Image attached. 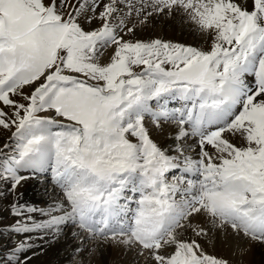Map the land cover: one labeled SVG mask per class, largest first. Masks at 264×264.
<instances>
[{
  "label": "snow or ice",
  "instance_id": "obj_1",
  "mask_svg": "<svg viewBox=\"0 0 264 264\" xmlns=\"http://www.w3.org/2000/svg\"><path fill=\"white\" fill-rule=\"evenodd\" d=\"M156 2L157 12L167 8L171 15L175 0ZM211 2L202 0L204 11H193L203 16ZM215 3L231 31L217 25L210 49L201 52L116 36L101 0H76L67 13L66 0H0V185L11 197L6 214L16 217L0 225V264H33L37 248L44 251L25 233L50 244L69 230L79 240L73 257L85 264L92 253L85 240L103 235L127 211V203H118L122 190L136 176L144 185L161 162L196 177L187 190L198 185L201 195L215 196L233 230L264 245V185L249 178L252 161L245 156L264 159V139L245 118L264 109V0ZM98 45L113 49L107 63L93 62ZM145 117L155 130L178 119L168 139L179 155L156 143ZM226 133L242 136L243 146ZM192 136L195 159L179 144ZM30 179L55 190L43 209L20 203V187Z\"/></svg>",
  "mask_w": 264,
  "mask_h": 264
},
{
  "label": "bare ground",
  "instance_id": "obj_2",
  "mask_svg": "<svg viewBox=\"0 0 264 264\" xmlns=\"http://www.w3.org/2000/svg\"><path fill=\"white\" fill-rule=\"evenodd\" d=\"M201 2L202 0H175L171 6V15H169L167 8L157 12L160 4L156 0H101L102 5H108L104 9L107 26L114 31L116 36H120L124 40H170L192 45L201 52H207L213 43V35L218 33L217 25H220L219 32L226 29L230 32L231 29L223 20L224 9L216 4L215 0L208 4L211 11L203 16H197L193 9L203 12L204 10L200 7ZM75 3L76 0H66L65 13ZM86 14L96 15L91 12ZM194 16L195 20L192 19ZM84 19L85 15L81 14V22ZM100 23L101 21H96L93 26H98ZM85 27H88L87 24ZM129 27L133 31L126 34ZM216 43L222 44L223 40L218 39ZM112 50L109 47L103 52L107 55L111 54ZM100 60L98 58L94 61L101 62ZM261 71L264 73V69ZM245 118L253 120L255 134L264 139V109L254 110ZM144 123L156 143L169 149V156L179 155V153L171 151V147L176 141L168 139V133L179 127L177 119L166 124L162 122L160 130L152 128V122L148 117H145ZM0 135L3 133L0 132ZM219 136L220 133L217 132L210 139H218ZM195 138L192 136L179 141L180 146L184 148L185 156H191L193 159L199 154L198 148L193 150L190 147ZM224 138L234 139L238 145L243 146L240 135L231 137L226 133ZM129 139L134 138L129 137ZM221 146H223L222 141ZM208 151L216 154L215 149L211 147L208 148ZM219 154L223 155L224 153ZM245 156L252 161V169L256 171L261 169L264 173V159H261L259 154L256 157H252L251 154H245ZM161 164L158 171L148 174L144 184L147 187L143 188L144 191L140 198L134 201L139 206L137 210L131 209L133 206L128 200V193L134 191L133 185H135L134 193H136V188L141 185L139 177H133L132 182L122 190L121 195L125 199H121V204L127 203V207L130 205V209L123 213L130 215L137 211L134 218V225H136L134 231L132 233L124 232L126 229L120 223L116 229L110 228L108 231H104L103 235H95L91 239H86L85 245L92 250V253L85 264H157L155 259L157 255L169 257L168 260H160L159 264H188L187 257L179 255L181 250L177 246H173L174 242L176 241L177 244L179 240L176 236L177 230L184 227L182 224L184 214H188L187 219L190 221V236H183L184 244L187 245V248L190 247L192 252L193 260L190 263L207 264V262L216 261L229 264H262L264 245L256 242L249 235H245L239 227L234 231L231 226V217L225 218L217 210L215 196L201 195L198 185L193 186L196 189L195 193L187 190L188 181L195 180L196 177L186 173L182 175L175 169L169 171L167 170L168 165L163 162ZM165 176L171 179H166ZM249 178L257 185L251 173H249ZM25 188L27 189L26 194ZM0 190L5 191L2 185H0ZM126 191L127 193H125ZM19 196L20 203L35 204L43 209L50 200L56 198V193L50 183H41L39 180L30 179L20 187ZM10 199L11 197L4 200L3 206ZM197 209L199 210L197 211ZM138 212L141 213L140 216ZM137 217L139 218L137 219ZM36 218L42 219L39 216ZM14 219L16 217L7 216V221L2 225L11 223ZM119 227L121 231H119ZM171 232H173V237L169 238ZM88 234L87 231L81 233L84 236ZM25 235L33 236L36 244L44 249V251H40L37 248V256L33 257V264H77L72 250L79 240L72 236L70 230L57 242H50V244H44L39 239L38 233H25ZM45 252L48 254L45 255Z\"/></svg>",
  "mask_w": 264,
  "mask_h": 264
},
{
  "label": "rangeland",
  "instance_id": "obj_3",
  "mask_svg": "<svg viewBox=\"0 0 264 264\" xmlns=\"http://www.w3.org/2000/svg\"><path fill=\"white\" fill-rule=\"evenodd\" d=\"M153 40H155V39H153ZM159 40H161V41H168L169 42V45H168V49L169 50L172 49V46L173 45H186V46H191L193 49H197L195 46L188 45V44H184V43H180V42L177 43V42H173V41H170V40H163V39H159ZM142 41H146L147 42V41H151V40H142ZM156 47L160 50V53L163 56V54L165 52L164 46L163 45H157ZM107 48H109V47H106L105 45H98L94 60L100 58L101 59L100 60L101 62L98 61L99 63H101V64L107 63L108 58L111 56V54L105 55V53L103 52ZM176 51H179V49H176ZM159 58L160 57H157V59H159ZM93 62H96V61H93ZM153 62H155V61H153ZM164 66L165 67H168L167 64H165ZM259 171H261V172H259ZM250 173L254 177V179H255V181H256V183H257L258 186L264 185V173H263V170L260 169V170L256 171L255 169H252L251 168L250 169ZM165 178L166 179H171L168 176H165ZM129 189H130V187L128 188V190ZM192 192L195 193L196 192V189L195 188H192ZM125 193H127V191ZM130 194H131V192H130ZM9 198H10V196H8L7 192H5V197L4 198H0V225H2V223H4V222L7 221V214H6L5 207L3 206V202H4V200L9 199ZM138 198H140V197H137V199ZM187 216H188V214H184L182 216V224L184 225V227L182 229H178L177 230L179 234L177 233L176 236H178L179 240L177 241V244H176V241H175L173 246H177L179 248V250H181V251H179V255H181L182 257L183 256H186L187 257V260H188V262L187 261L186 262L188 264H192V263H190V261L193 260V258L191 256V254H192L191 249H190V247L187 248V245L184 244V241H183V236L184 237H189L190 236V232H189V224H190V221L187 219ZM178 221H179V223L181 222L180 219ZM171 233H172L170 235L171 237H169V238H172L173 237V232H171ZM109 237H111V236H109ZM185 254H187V255H185ZM182 260H183V258H182ZM207 264H229V263H223V262L220 263V262L214 261V262H207Z\"/></svg>",
  "mask_w": 264,
  "mask_h": 264
}]
</instances>
